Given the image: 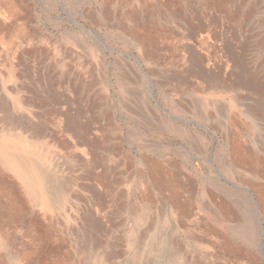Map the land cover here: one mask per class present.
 <instances>
[{"label":"rangeland","instance_id":"374dc122","mask_svg":"<svg viewBox=\"0 0 264 264\" xmlns=\"http://www.w3.org/2000/svg\"><path fill=\"white\" fill-rule=\"evenodd\" d=\"M0 264H264V0H0Z\"/></svg>","mask_w":264,"mask_h":264}]
</instances>
